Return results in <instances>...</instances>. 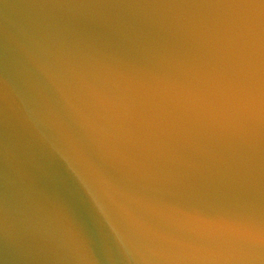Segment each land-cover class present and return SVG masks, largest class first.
Masks as SVG:
<instances>
[{
  "label": "clouds",
  "instance_id": "1",
  "mask_svg": "<svg viewBox=\"0 0 264 264\" xmlns=\"http://www.w3.org/2000/svg\"><path fill=\"white\" fill-rule=\"evenodd\" d=\"M146 7L190 25L213 60L147 86L141 103L162 126L209 127L264 150V0ZM11 43L19 87L0 117V264H264V229L210 225L230 242L197 243L134 212L98 163L119 151L100 113L127 101L103 88L90 52L43 24Z\"/></svg>",
  "mask_w": 264,
  "mask_h": 264
},
{
  "label": "water",
  "instance_id": "2",
  "mask_svg": "<svg viewBox=\"0 0 264 264\" xmlns=\"http://www.w3.org/2000/svg\"><path fill=\"white\" fill-rule=\"evenodd\" d=\"M205 2L214 0H0V117L19 87L11 38L38 24L64 35L99 63L103 88L127 101L117 115L100 113L119 151L98 163L132 210L163 233L227 243L206 229H264V150L209 127L162 126L141 103L147 86L186 78L213 60L190 25L146 6Z\"/></svg>",
  "mask_w": 264,
  "mask_h": 264
}]
</instances>
